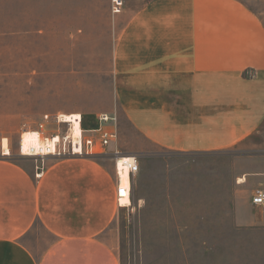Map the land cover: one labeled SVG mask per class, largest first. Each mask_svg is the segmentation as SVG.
<instances>
[{
	"label": "crops",
	"instance_id": "obj_1",
	"mask_svg": "<svg viewBox=\"0 0 264 264\" xmlns=\"http://www.w3.org/2000/svg\"><path fill=\"white\" fill-rule=\"evenodd\" d=\"M0 53L2 76L110 77L103 112L154 147L243 149L264 127V0H0ZM35 165L0 157V264H119L112 160Z\"/></svg>",
	"mask_w": 264,
	"mask_h": 264
},
{
	"label": "rangeland",
	"instance_id": "obj_2",
	"mask_svg": "<svg viewBox=\"0 0 264 264\" xmlns=\"http://www.w3.org/2000/svg\"><path fill=\"white\" fill-rule=\"evenodd\" d=\"M7 58L0 53L1 66ZM109 86L108 76L0 75V136L15 149L18 134L43 113H65L62 106L104 113ZM116 116L117 147L139 157L131 206L101 236L119 264H264V206L250 200L264 191V127L243 149L178 153L142 142Z\"/></svg>",
	"mask_w": 264,
	"mask_h": 264
},
{
	"label": "built area",
	"instance_id": "obj_3",
	"mask_svg": "<svg viewBox=\"0 0 264 264\" xmlns=\"http://www.w3.org/2000/svg\"><path fill=\"white\" fill-rule=\"evenodd\" d=\"M114 15L124 10L126 0H109ZM94 126L85 127L81 113H43L34 127L18 134L16 148L9 137L0 136V157H26L34 160L36 177L44 171L48 157H105L113 162L115 173V202L127 208L132 203L134 179L139 171V157L126 153L116 145L118 138L117 117L100 113ZM114 146V149L110 147ZM251 203L264 206V191L255 189Z\"/></svg>",
	"mask_w": 264,
	"mask_h": 264
},
{
	"label": "bare ground",
	"instance_id": "obj_4",
	"mask_svg": "<svg viewBox=\"0 0 264 264\" xmlns=\"http://www.w3.org/2000/svg\"><path fill=\"white\" fill-rule=\"evenodd\" d=\"M240 181H243V178H239Z\"/></svg>",
	"mask_w": 264,
	"mask_h": 264
}]
</instances>
